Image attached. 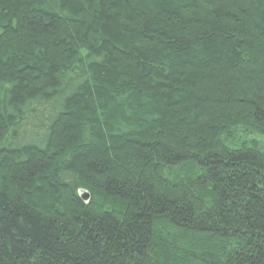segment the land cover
Wrapping results in <instances>:
<instances>
[{"label": "trees", "instance_id": "1", "mask_svg": "<svg viewBox=\"0 0 264 264\" xmlns=\"http://www.w3.org/2000/svg\"><path fill=\"white\" fill-rule=\"evenodd\" d=\"M0 264H264V0H0Z\"/></svg>", "mask_w": 264, "mask_h": 264}, {"label": "water", "instance_id": "2", "mask_svg": "<svg viewBox=\"0 0 264 264\" xmlns=\"http://www.w3.org/2000/svg\"><path fill=\"white\" fill-rule=\"evenodd\" d=\"M78 194L80 195V197L84 201V203H86V204L89 203V201H90V194L87 191L80 190L78 192Z\"/></svg>", "mask_w": 264, "mask_h": 264}, {"label": "bare ground", "instance_id": "3", "mask_svg": "<svg viewBox=\"0 0 264 264\" xmlns=\"http://www.w3.org/2000/svg\"><path fill=\"white\" fill-rule=\"evenodd\" d=\"M80 191V190H79ZM80 197V195H78ZM81 198V197H80Z\"/></svg>", "mask_w": 264, "mask_h": 264}, {"label": "rangeland", "instance_id": "4", "mask_svg": "<svg viewBox=\"0 0 264 264\" xmlns=\"http://www.w3.org/2000/svg\"><path fill=\"white\" fill-rule=\"evenodd\" d=\"M258 139V138H257ZM259 140H261V138H259Z\"/></svg>", "mask_w": 264, "mask_h": 264}]
</instances>
